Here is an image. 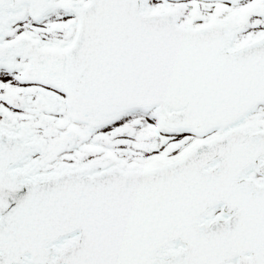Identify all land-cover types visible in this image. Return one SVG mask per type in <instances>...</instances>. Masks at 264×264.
Here are the masks:
<instances>
[{"label": "snow or ice", "instance_id": "1", "mask_svg": "<svg viewBox=\"0 0 264 264\" xmlns=\"http://www.w3.org/2000/svg\"><path fill=\"white\" fill-rule=\"evenodd\" d=\"M0 264H264V0H0Z\"/></svg>", "mask_w": 264, "mask_h": 264}]
</instances>
